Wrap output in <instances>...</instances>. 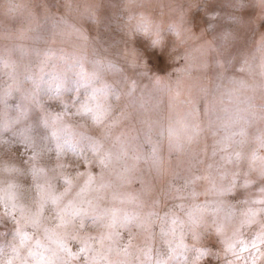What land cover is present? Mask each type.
<instances>
[{
    "label": "clouds",
    "instance_id": "clouds-1",
    "mask_svg": "<svg viewBox=\"0 0 264 264\" xmlns=\"http://www.w3.org/2000/svg\"><path fill=\"white\" fill-rule=\"evenodd\" d=\"M0 264H264V0H0Z\"/></svg>",
    "mask_w": 264,
    "mask_h": 264
}]
</instances>
